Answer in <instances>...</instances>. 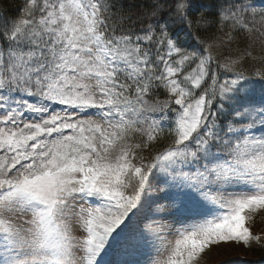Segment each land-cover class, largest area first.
Listing matches in <instances>:
<instances>
[{"label": "snow or ice", "instance_id": "1", "mask_svg": "<svg viewBox=\"0 0 264 264\" xmlns=\"http://www.w3.org/2000/svg\"><path fill=\"white\" fill-rule=\"evenodd\" d=\"M6 11L0 264H199L221 242L259 243L246 221L264 210L262 0Z\"/></svg>", "mask_w": 264, "mask_h": 264}, {"label": "rangeland", "instance_id": "2", "mask_svg": "<svg viewBox=\"0 0 264 264\" xmlns=\"http://www.w3.org/2000/svg\"><path fill=\"white\" fill-rule=\"evenodd\" d=\"M264 1V0H263ZM257 27H260L259 22L256 25ZM226 32V31H225ZM259 44H261L258 41ZM263 47V46H262ZM262 47H259V49H255L254 51L252 48L250 49L252 56L254 57H259L261 55V50ZM233 57H237L243 54V51L233 49ZM225 51V55H227V50ZM250 58L249 62H255V66L247 67V68H259L261 67V61L259 59L253 60L252 57H246L244 61ZM242 64L243 68H246V65ZM246 68V69H247ZM163 100L162 98H159ZM264 221V210H258L253 214H250V219L246 221V226H248L251 230V232L254 235H260L261 239L264 237V234H262L259 231V225ZM170 240L175 239L174 236H169ZM255 241H253L251 244H253ZM243 257L244 260L247 262V264H255L253 263V257L251 253L250 246H245L243 243H235V242H221L219 245L212 246L211 251L207 252L206 255H202V257L198 258L199 264H223L225 261H231L234 260L235 258ZM260 264H264V260L258 261Z\"/></svg>", "mask_w": 264, "mask_h": 264}, {"label": "trees", "instance_id": "3", "mask_svg": "<svg viewBox=\"0 0 264 264\" xmlns=\"http://www.w3.org/2000/svg\"><path fill=\"white\" fill-rule=\"evenodd\" d=\"M130 3H136L137 5L139 4V0H129ZM262 2H264L262 0ZM23 0H0V11L7 9L6 15L8 16H18L19 12L18 9L22 5ZM215 31V29H213ZM225 31L227 32L228 29L225 28ZM238 38V43H233L230 47L232 49H238L240 51H244V49L247 47V41L241 39L240 37L242 34H236ZM263 46V47H262ZM259 47L264 48V45L259 44L258 42L252 47V50L254 51L255 49H259ZM255 52V51H254ZM250 58H247L244 61V64L247 67L255 66V62H249ZM159 98L165 99L166 94L163 90H161L158 94ZM170 140L168 138H164L161 141L157 143V145L154 148L155 150H158L160 147L165 146L167 143H169ZM147 155V151L144 153ZM259 231L264 234V221L259 225ZM252 257H253V263L255 264H260L258 261L264 260V237L259 241V243L254 242L253 244L250 245Z\"/></svg>", "mask_w": 264, "mask_h": 264}]
</instances>
